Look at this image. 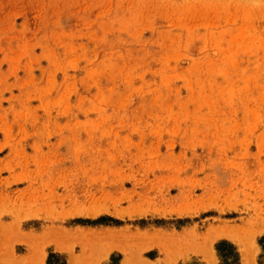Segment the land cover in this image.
Segmentation results:
<instances>
[{
    "label": "rangeland",
    "instance_id": "obj_1",
    "mask_svg": "<svg viewBox=\"0 0 264 264\" xmlns=\"http://www.w3.org/2000/svg\"><path fill=\"white\" fill-rule=\"evenodd\" d=\"M0 206V264H264V0H0Z\"/></svg>",
    "mask_w": 264,
    "mask_h": 264
},
{
    "label": "trees",
    "instance_id": "obj_2",
    "mask_svg": "<svg viewBox=\"0 0 264 264\" xmlns=\"http://www.w3.org/2000/svg\"><path fill=\"white\" fill-rule=\"evenodd\" d=\"M224 246L228 247L229 249L225 250ZM217 249L219 253L221 254V256L225 258V264H231L234 261H237L238 254L236 252V249L233 248V245H231L227 241H223L219 243V245L217 246Z\"/></svg>",
    "mask_w": 264,
    "mask_h": 264
},
{
    "label": "bare ground",
    "instance_id": "obj_3",
    "mask_svg": "<svg viewBox=\"0 0 264 264\" xmlns=\"http://www.w3.org/2000/svg\"><path fill=\"white\" fill-rule=\"evenodd\" d=\"M1 206H2V205H1ZM1 206H0V207H1ZM18 214H19V213H18ZM14 216H15V215H14ZM259 216H260V215H259ZM20 218H21V217H20ZM257 218H258V217H257ZM254 222H255V221H254ZM3 226H4V225H3ZM9 227H10V226H9ZM259 228H260V227H259ZM8 229H9V228H8ZM226 230H227V229H226ZM261 230H262V227H261ZM232 232H233V231H232ZM234 232H235V231H234ZM251 232H253V231H251ZM223 233L226 234V235H227V234H230V233H227L226 231L223 232ZM241 233H244V232H243V229H242ZM246 233H247V231H246ZM248 233H249V232H248ZM255 233H256V232H255ZM255 233L253 232L252 234H255ZM2 234H3V233H2ZM218 234H220V233H218ZM221 234H222V233H221ZM221 234H220V235H221ZM249 234H250V233H249ZM249 234H248V235H249ZM8 235H9V234H8ZM230 235H232V234H230ZM4 237H6V236H4ZM4 237H3V241H4ZM25 237H26V236H25ZM231 237H235V236H231ZM235 238H236V237H235ZM31 239H32V238H31ZM25 240H26V239H25ZM25 240H24V241H25ZM213 240H214V239H213ZM3 241H2V242H3ZM30 241H31V240H30ZM2 242H1V243H2ZM1 243H0V244H1ZM59 246H60V244H59ZM38 248H39V251H40L41 247H38ZM58 248H59V247H58ZM252 248H253V246H252ZM33 249H34V248H33ZM35 249H37V248H35ZM37 250H38V249H37ZM37 250H36V251H37ZM36 251H35V252H36ZM39 251H38V253H39ZM41 251H43V250L41 249ZM41 251H40V254H41ZM243 251H244V253H245V256H244L245 261H246L245 264H246V263H247V264H251L252 261H253V258H254V254L251 253V251L248 249V246L244 247V248H243ZM33 252H34V251H33ZM35 252H34V253H35ZM34 253H33V256L35 255ZM36 254H37V253H36ZM41 255H43V253H42ZM39 256H40V255H39ZM27 257H28V256H27ZM35 257H38V256L35 255ZM32 258H34V257H32ZM39 258H40V257H39ZM73 258H74V257H73ZM74 259H75V258H74ZM36 260H37V259H36ZM75 260H76V259H75ZM75 260H74L73 262H77V263H78V260H77V261H75ZM129 260L131 261V259H129ZM38 261H41V259L38 260ZM137 261H138V260H137ZM127 262H129V261H127ZM36 263H38V262H36ZM132 263H133V262H131L130 264H132ZM142 263H143V262H142ZM40 264H41V263H40ZM74 264H76V263H74ZM128 264H129V263H128ZM254 264H255V262H254Z\"/></svg>",
    "mask_w": 264,
    "mask_h": 264
}]
</instances>
